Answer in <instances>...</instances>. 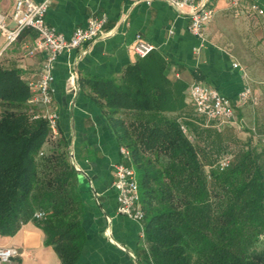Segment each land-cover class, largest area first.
Here are the masks:
<instances>
[{"label":"trees","instance_id":"obj_1","mask_svg":"<svg viewBox=\"0 0 264 264\" xmlns=\"http://www.w3.org/2000/svg\"><path fill=\"white\" fill-rule=\"evenodd\" d=\"M164 68L152 51L119 77L94 80L138 173L146 212L141 257L149 264H264V127L243 138L233 126L183 118ZM30 97L18 72L0 65V234L34 221L63 264H77L86 238L79 172L68 138L61 130L53 137L48 121L34 117L41 108ZM38 210L45 218H34Z\"/></svg>","mask_w":264,"mask_h":264},{"label":"crops","instance_id":"obj_2","mask_svg":"<svg viewBox=\"0 0 264 264\" xmlns=\"http://www.w3.org/2000/svg\"><path fill=\"white\" fill-rule=\"evenodd\" d=\"M198 1L215 10L204 40L189 30L188 12H179L165 0H56L47 13L48 23L66 36L92 17H107L100 37L59 56L53 82L51 108L59 113V129L70 142L84 206L86 238L77 264H149L140 255L143 222L118 212L113 180L114 164L124 160L122 145L94 92V80L115 79L141 58L134 49L138 34L153 42L154 51L164 58V73L177 99L175 110L183 118L199 116L190 96L194 82L229 97L237 122L250 108L257 116L255 106L264 98V13L253 12L250 5L258 3L264 9V0H242L237 8L229 0ZM14 4L15 0H0V12L7 15L10 26H14ZM37 39V31L28 29L11 45L0 40V65L16 70L28 85L38 77L45 56L27 54ZM246 83L260 97L258 103L240 102ZM0 245L19 250L17 264H63L34 221L13 235L0 234Z\"/></svg>","mask_w":264,"mask_h":264},{"label":"built area","instance_id":"obj_3","mask_svg":"<svg viewBox=\"0 0 264 264\" xmlns=\"http://www.w3.org/2000/svg\"><path fill=\"white\" fill-rule=\"evenodd\" d=\"M56 0H15L12 19L14 26L8 23L7 15L0 12V40L5 38L8 45L16 42L28 29L38 33L36 43L27 51L29 56L44 52V60L36 79L29 82L31 97L29 103L41 108L35 113V118H44L48 121L53 137L59 133V113L51 108L54 101L53 82L59 56L74 47H81L95 41L105 32L107 17H92L87 25L77 27L70 36L59 32L47 21V13ZM151 3L152 0H146ZM179 12H188L190 15L189 30L195 36L204 40L205 28L215 17V10L198 0H165ZM232 7H239L242 0H229ZM253 12L263 14L264 9L258 3H251ZM139 57H145L155 49V44L141 34L136 37L135 47ZM234 67L241 68L239 63ZM244 78L247 74L244 72ZM191 100L197 113L207 117V124L214 122L215 126L225 127L237 124L236 111L229 97L208 85L194 82L190 87ZM242 104L258 103L260 97L254 93L251 85L246 83L239 93ZM264 144V136H263ZM124 160L114 164L113 186L118 191V212L131 219L143 222L146 212L141 202L140 183L137 170L131 162V154L127 147L121 146ZM231 161V155H225L220 161V167L225 168ZM44 210H38L34 218L43 219ZM144 237V231L142 233ZM19 250L13 246L0 245V264H17L15 258Z\"/></svg>","mask_w":264,"mask_h":264},{"label":"rangeland","instance_id":"obj_4","mask_svg":"<svg viewBox=\"0 0 264 264\" xmlns=\"http://www.w3.org/2000/svg\"><path fill=\"white\" fill-rule=\"evenodd\" d=\"M257 116H254L253 108H250L246 112V117L242 121L237 122L232 128H234L238 134L243 137L247 138L249 134H251V130H253V126L256 128L254 131L258 129L259 126L264 127V98L261 100L260 105L255 106ZM200 118H204L209 120L205 116L199 115ZM256 117V118H255Z\"/></svg>","mask_w":264,"mask_h":264}]
</instances>
